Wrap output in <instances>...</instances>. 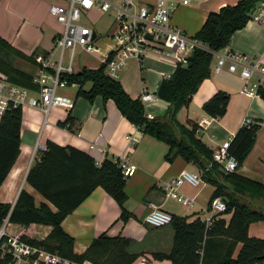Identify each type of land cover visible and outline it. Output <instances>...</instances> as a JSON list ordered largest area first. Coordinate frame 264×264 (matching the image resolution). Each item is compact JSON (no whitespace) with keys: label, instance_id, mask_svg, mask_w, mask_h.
Returning <instances> with one entry per match:
<instances>
[{"label":"trees","instance_id":"obj_1","mask_svg":"<svg viewBox=\"0 0 264 264\" xmlns=\"http://www.w3.org/2000/svg\"><path fill=\"white\" fill-rule=\"evenodd\" d=\"M261 0H240L234 6H225L219 12H211L195 38L205 45L196 49L185 65H178L173 75L164 80L157 92L159 99L167 103L163 116L148 118L140 100L132 99L119 81L108 77L103 67L83 69L71 80L78 83V96L93 101L102 97L112 100L120 113L141 133L166 143L169 152L166 161L172 163L182 157L202 174L203 181L214 187L211 201L217 197L227 201V210L216 216L211 227L193 216L173 217L169 228L173 242L169 252L148 253L156 261L168 260L172 264H264V239L250 237V226L264 222V185L239 175L226 173L213 163V154L197 134L198 125L183 124L180 112L189 106L194 94L213 74L218 53L230 45L233 35L242 30ZM35 56H26L0 37V74L9 81L37 90L30 74L15 67L20 59L34 63ZM87 83L91 88L86 90ZM264 99V87L258 89ZM229 95L218 92L203 106L212 118L226 114ZM23 108L12 109L0 125V187L20 155ZM60 127L73 131L71 118ZM257 127L243 126L229 145V154L241 167L254 147ZM41 154L27 175V182L55 208L38 203L23 190L14 206L11 221L24 226L43 224L51 232L42 244L50 251L77 261L88 260L93 264H135L146 253H133L134 241L122 236L109 237L106 233L94 239L85 253H74V239L62 229L64 219L73 213L97 188H102L122 208L121 219L126 223L130 214L125 210L127 178L115 159H105L98 165L89 155L73 147H61L52 142ZM211 203V202H210ZM12 205L0 204V219L7 215ZM210 207V205H209ZM231 215L229 221L224 218ZM152 229H162L153 228ZM152 229H149L150 231ZM239 246H241L239 248ZM239 248V251H238Z\"/></svg>","mask_w":264,"mask_h":264},{"label":"crops","instance_id":"obj_2","mask_svg":"<svg viewBox=\"0 0 264 264\" xmlns=\"http://www.w3.org/2000/svg\"><path fill=\"white\" fill-rule=\"evenodd\" d=\"M229 1L215 0L219 5L217 10L212 12H219L220 5L234 6L240 0ZM62 3V0H0L2 9L10 13L9 23L6 26L0 25V37L26 56H46L52 49V42L54 45L55 36L62 31V27L49 14V9L53 4ZM207 17L197 29V33ZM27 18L35 25L29 23ZM19 23L21 26L18 25ZM41 26L45 32L38 30ZM58 27L59 32H55ZM10 29H12L11 33ZM25 29L31 34L26 33ZM181 29L189 36L195 37L197 34H190L187 30ZM9 34L12 37L17 35L19 38L15 39V42L11 41ZM222 52L243 54L252 58L253 62H259L264 66V28L249 21L242 30L233 35L230 45L218 55ZM145 60L147 65L143 69L142 64ZM145 60L140 65L133 61L129 74L119 82L134 100H140L143 90L154 94L157 100L145 106L146 114L153 117L163 116L167 110V103L158 98L157 92L161 83L173 75L177 66L171 60L155 58ZM154 62L160 63L165 69L160 71L153 69ZM33 67L35 74L31 75L32 78L38 74L35 61ZM77 72H80V68ZM153 72L162 78L156 87L149 85L143 75ZM260 81L259 74H254L249 83L255 84ZM244 85L245 82L239 74L229 72L226 67L219 73L213 72L211 78L202 82L189 106L180 112L179 120L183 124L190 121L198 124L203 118H212L203 111V106L218 92L229 95L225 116L215 118L200 138L214 150L228 142L231 143L244 126V120H251L258 129L257 138L251 152L236 172L242 177L264 185V99L260 96L250 98L242 94L241 89ZM79 88L80 86L62 91L64 95L76 101L71 111L53 109L46 119L39 108L29 106L23 108L20 155L0 187V204L16 203L20 193L25 190L36 202L46 203L54 212L57 211L26 181L30 169L43 153L35 151L38 142L45 144L52 142L61 147H73L89 155L98 165H101L105 159H115L125 154L129 162L138 167L136 174L127 179L125 187L127 200L124 208L130 214V219L124 223L121 219L122 208L104 189L97 188L64 219L62 229L74 239V253L78 255L85 253L94 239L106 233L109 237L120 235L131 239L136 245L144 247L146 256L142 258L147 261L140 260L135 264H172L168 260L156 261L148 254L157 251L169 252L173 242L171 228L166 226L163 227L164 229L150 231L152 227L144 223V218L149 213V205L155 204L173 217L193 216L190 221H194L198 217H205L214 187L205 181L198 187L184 184L180 191L193 200L191 206H184L172 198H166L165 188L170 180L180 176L183 171L198 172V169L182 157H177L172 163L167 162L169 147L166 143L141 133L138 127L123 117L112 100L105 102L101 97H96L93 101L88 100L90 104L88 106L83 102L84 99L78 96ZM84 88L89 90L91 84L87 83ZM68 118L72 120L73 131L60 127V124L65 123ZM128 137H131V140H128ZM224 218L229 221L231 215ZM258 224L260 222L250 226L249 235L264 239V226H258L253 231L254 234L252 233V227H257Z\"/></svg>","mask_w":264,"mask_h":264},{"label":"built area","instance_id":"obj_3","mask_svg":"<svg viewBox=\"0 0 264 264\" xmlns=\"http://www.w3.org/2000/svg\"><path fill=\"white\" fill-rule=\"evenodd\" d=\"M62 1V4H53L49 9V14L62 27V31L55 36L53 48L46 56L34 57L38 74L33 77V83L37 90L19 86L0 74V125L7 113L15 108H39L46 119L53 109L73 110L76 101L64 95L62 91L79 87L78 83L71 80V77L78 73L74 68L78 49L98 64L96 67L82 65L80 71L103 67L108 77L118 81L120 73L127 68L130 61H136L140 65L146 58H155L171 60L175 66L185 65L196 49L205 48L202 42L186 34L174 23V16L183 7L202 5L210 0H152L145 3L120 0L119 5L111 0ZM222 7H218L219 11ZM104 15L111 16V19L107 25L100 28L98 21L102 20ZM250 21L264 28V0L258 3ZM104 39L109 40L105 45ZM67 50L71 51V55L65 62ZM225 67L229 72L239 74L244 80L242 94L250 98L259 96L258 89L264 87V66L253 62L252 58L246 55L222 52L217 56L213 72L219 73ZM254 74H259L261 81L251 84L249 81ZM168 79L170 77L166 78ZM156 98L154 94L143 90L140 101L146 106L154 103ZM214 119L206 117L197 124L199 137L206 132ZM244 126L255 125L246 119ZM128 140H131V137H128ZM229 145L230 142L215 148L213 154V163L226 173L235 172L239 166L237 160L229 154ZM47 150L45 143H37L35 151L44 153ZM115 161L125 178L136 174L138 167L129 162L127 155L123 154L115 158ZM202 183L203 178L199 171H183L167 184L165 197L172 198L184 206H191L193 200L183 195L180 188L184 184L198 187ZM14 206L15 203L7 215L0 219V264H93L88 260L80 262L48 250L42 241L36 240V231H29L28 226L17 224V233L10 232L9 229L15 226L11 221ZM226 210L227 204L221 197H217L211 201L209 210L201 220L207 227H211L217 219L216 216ZM172 221L173 216L155 204L149 205V213L144 218V223L154 228L169 226ZM146 261L142 258V262Z\"/></svg>","mask_w":264,"mask_h":264},{"label":"rangeland","instance_id":"obj_4","mask_svg":"<svg viewBox=\"0 0 264 264\" xmlns=\"http://www.w3.org/2000/svg\"><path fill=\"white\" fill-rule=\"evenodd\" d=\"M111 1L117 5H119V3H120V0H111ZM148 1H152V0H135L136 3H145ZM218 5L219 4L217 2H215V0H211L210 2L208 1L207 3L202 4V5H193L192 7H183L176 13V17H174V22L177 23L181 28L187 30L190 34L197 33V29L203 23V21L205 20L207 15L209 13H211L213 10H217ZM2 8H3V6L0 5V9H1V11H0V25L6 26L9 23L8 16L10 13H8L7 11H4V9H2ZM24 19L25 18H23L22 20L24 21ZM27 19H28L29 23H32L33 25H35L29 18H27ZM109 19H111V16H108V15L105 16L104 15L102 20L98 21V26L100 28H102L103 26L107 25L109 23ZM88 24L90 25V23H88ZM18 25L21 26L20 23ZM11 30L12 29H10V33H11ZM38 30L39 31L44 30V32H45V29L42 26L40 28H38ZM59 30L60 29L58 27V29H56L54 31L59 32ZM25 32L28 34H31V32H29L28 29H25ZM8 36L11 38V41H14V42H15V39L19 38V36H17V35H14L12 37L11 34H9ZM108 42H109V40H107V39L103 40L104 45H105V43H108ZM51 47L53 48V42L51 43ZM57 54L59 57L60 52H58ZM70 55H71V51L67 50L65 53V59H64L65 62H67L69 60ZM133 64H134L133 61H131L129 63V65L127 66V68L120 73V79L118 81H123L125 79L126 75L129 74L130 70L132 69ZM14 65L20 71L22 70L25 73L30 74V75L35 74V67H33V63L18 59ZM82 65L96 67L98 64L95 62V60L93 58L81 53V51H79V49H78L76 51V58H75V65H74L75 70L78 71L79 68L81 69ZM146 65H147V63L145 60L144 63L142 64L143 69L146 67ZM153 69L160 71V70H163L165 68L163 66H161L160 63L154 62ZM143 75L147 79V83L149 85H155V87L159 83V80L162 79L161 77H159L154 72H153V74H148V75H146V73H143ZM83 99H84L83 102H85L89 106L90 104H89L88 99H86V98H83ZM101 99H102V97H101ZM262 208L264 209V204H263ZM13 224L15 226L10 228L9 231L13 232V233H17V227H16L17 223L13 222ZM258 226H264V222H260V224H258L257 227H252V233H253V231L256 230L255 228H258ZM168 227L169 226H167L166 228H168ZM27 228L29 231H36L35 238L38 241H45L51 232V227H49L47 225H43V224H31ZM150 229H152V228H150ZM164 245H165L164 247H166V244H164ZM131 252L138 253V252H145V250H144V247H141V245H136V243H135V244H133ZM140 260L142 261V258H140L138 261H140ZM144 264H147V263H144Z\"/></svg>","mask_w":264,"mask_h":264},{"label":"water","instance_id":"obj_5","mask_svg":"<svg viewBox=\"0 0 264 264\" xmlns=\"http://www.w3.org/2000/svg\"><path fill=\"white\" fill-rule=\"evenodd\" d=\"M223 201H224L225 203H227V201H226V200H224V199H223Z\"/></svg>","mask_w":264,"mask_h":264}]
</instances>
